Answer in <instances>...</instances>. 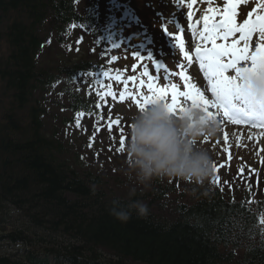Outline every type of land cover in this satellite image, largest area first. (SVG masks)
Returning <instances> with one entry per match:
<instances>
[{"label":"trees","instance_id":"16d2710c","mask_svg":"<svg viewBox=\"0 0 264 264\" xmlns=\"http://www.w3.org/2000/svg\"><path fill=\"white\" fill-rule=\"evenodd\" d=\"M80 1L0 0V264H36L44 255L45 264H264L263 202L251 206L212 187L211 195L175 200L162 178L115 196L82 168L84 155L71 154L67 138L48 132L47 105H61L62 82L73 116L90 111L69 88L90 68L70 62V31L99 28L96 11L79 9ZM51 49L56 60L46 57ZM114 200L125 210L141 200L149 215L133 211L121 223L111 215Z\"/></svg>","mask_w":264,"mask_h":264},{"label":"rangeland","instance_id":"374dc122","mask_svg":"<svg viewBox=\"0 0 264 264\" xmlns=\"http://www.w3.org/2000/svg\"><path fill=\"white\" fill-rule=\"evenodd\" d=\"M87 1L82 0L79 9H84V3ZM92 1L94 3L99 1L101 5L99 11L104 13V20L108 21L109 18L110 23L105 27L108 35L112 36L115 29L120 30L122 32L121 40L127 42L122 49L111 53L110 50L117 48L120 43L116 44V47L111 44V39L103 38L101 41L103 53L110 61L109 74L112 78H109L105 83L101 96L97 93L99 92L98 87L90 94L93 103V105H89L90 113L84 112L80 117L72 120V115L67 110V97L65 96L62 98L60 106H53L54 102L50 101L47 105L49 107L47 108V118L44 120L48 132L59 131L63 139H68L66 142L69 144L67 145L71 154L80 156L79 153H81L84 155V160L87 163L83 160L82 168L87 166L85 169L98 174L103 180V184L115 196L123 197L131 194L132 189H135V192L147 191L151 189V186L144 187L138 184L135 179H129L125 175L126 144L129 139L130 121L133 114L139 109L127 98L121 101L120 94L125 92L134 95L147 94V87L141 89L138 83L140 80H143L145 85L149 83L147 77L143 76L144 66H147L149 76L159 77L157 80L159 87L164 88L169 82L177 85L181 80V71L187 76L186 70L184 68L182 70L178 65L185 67L188 61L175 44L182 42L184 51L189 53L188 38L193 32L196 33L197 39H201L200 33L203 31L205 14L219 22L222 17L228 18L234 12L235 22L240 25L245 20H253L255 14H264V10L259 8L260 4H264V0H195L191 9L187 5L192 1L188 0H185L183 5H180L178 0H127L121 5L122 11L117 12L116 4H122L120 0ZM231 3L235 4L230 6ZM104 4L112 10L107 8L102 11ZM123 12L126 14L132 12L135 17L129 19V15H124ZM189 12L192 13L191 21L188 20ZM117 21H120L122 26L114 29L113 26ZM189 24H192L191 28ZM166 28L179 40L172 41L170 35L165 31ZM74 35L77 37L79 32ZM254 38H260L259 34L256 33ZM250 46L252 50V44ZM94 49L98 50L97 46ZM83 53H87L85 47H83ZM136 53L142 57L151 58L163 68L157 69L147 59L136 60ZM70 55L73 59L72 62L78 61L82 57L76 55L78 58L75 59L72 54ZM46 57L56 60L60 57V52L51 49L47 52ZM165 69H167L166 72ZM107 70L108 68L105 69V71ZM172 73L176 75L173 76ZM117 76L119 80L115 78ZM133 76L135 82L131 79ZM165 76H169V79H165ZM105 78L107 77L103 79ZM89 88L85 87L82 91L87 92ZM108 92L115 93V98L105 95ZM97 106L101 110V116L96 115ZM110 118L112 120L111 132L108 131ZM116 119L121 121L119 126L114 123ZM220 123L222 131L217 137L202 140L203 145L212 154L213 165L216 166V170H213L207 183L212 189L221 190L228 198L245 201L244 197H248L249 200H262L264 197V138L257 145L252 144L253 141L247 144L249 140L246 138L244 140L247 141L242 143L238 141L243 139L240 129H235L222 120ZM121 134L125 139V150L117 152L115 149L119 147ZM226 137L227 139H225ZM90 144L91 147H89ZM110 148L113 150L109 151ZM73 160L74 158H70V161L73 162ZM162 179L176 189V194L173 195L175 200L186 199L191 195V185L175 178Z\"/></svg>","mask_w":264,"mask_h":264},{"label":"snow or ice","instance_id":"6c2138e0","mask_svg":"<svg viewBox=\"0 0 264 264\" xmlns=\"http://www.w3.org/2000/svg\"><path fill=\"white\" fill-rule=\"evenodd\" d=\"M184 2L185 0H178L180 5H183ZM194 3L195 0H192V3H189L187 7L191 9ZM259 8L264 10V4H260ZM234 16L235 13L233 12L228 18L222 17L219 22L214 18H210L207 14L203 18V31L200 33V38L206 44H210L211 47L197 45L195 59L206 74L211 98H207L195 85H188L187 83L185 87L194 89V91H180L177 85L171 82L166 87L161 88L157 83L159 77L153 78L149 76L147 66H144L143 76L147 77L149 83L145 85L143 80L138 83L141 89L147 87V94L134 95L125 92L120 94V100L123 101L125 98L131 100L139 111H143L150 104L159 102L164 103L173 113L183 111L185 105L188 104L199 105L219 121L223 120L234 125L244 124L253 128L259 127L264 130V108L253 106L251 98L242 83L246 76L256 74L258 65L264 63V14L257 15L254 20H245L240 25L235 22ZM188 20H192L191 12H189ZM177 27L179 28V25ZM189 27L191 28L192 24H189ZM180 30L183 31V29ZM165 31L170 35L172 41L179 40L178 37L169 33L167 28ZM237 33H239V38L228 43L230 38L235 37ZM255 33L259 34L260 42L256 44L255 50L252 51L250 42ZM218 40L225 43L217 44ZM175 46L179 47L181 54L191 66L192 56L184 51V44L180 42L175 44ZM135 59H147L157 69L162 68L161 65L152 61L151 58L142 57L137 53ZM178 67L183 70L184 65H178ZM166 71L167 69H165ZM103 75L107 78H112L107 72L103 73ZM171 75L174 76L176 74L172 73ZM115 78L119 80L118 76ZM164 78L169 79V76ZM131 79L135 82L134 76ZM180 79L187 82L189 77L181 71ZM105 95L115 98V93L112 92L105 93ZM114 123L119 126L121 121L116 119ZM108 131H112L111 118ZM89 147H91V144ZM112 150L111 148L109 149V151ZM115 150L117 152L125 150L123 134H121L119 140V147ZM213 170H216L215 165H213ZM260 223L264 224V216H262Z\"/></svg>","mask_w":264,"mask_h":264},{"label":"clouds","instance_id":"9594fccd","mask_svg":"<svg viewBox=\"0 0 264 264\" xmlns=\"http://www.w3.org/2000/svg\"><path fill=\"white\" fill-rule=\"evenodd\" d=\"M242 83L253 106L264 108V63ZM221 131L220 121L199 105L188 104L183 111L173 113L162 102L150 104L131 118L125 175L144 187L157 179L175 178L193 186L194 195H211L207 182L214 161L202 140L215 138ZM112 204L111 215L121 223H127L133 211L138 218L149 215L148 205L141 200L130 203L127 210L118 208V201Z\"/></svg>","mask_w":264,"mask_h":264},{"label":"bare ground","instance_id":"6f19581e","mask_svg":"<svg viewBox=\"0 0 264 264\" xmlns=\"http://www.w3.org/2000/svg\"><path fill=\"white\" fill-rule=\"evenodd\" d=\"M200 41H201V39L194 40L193 43H200ZM50 42H51V41H50ZM50 42L47 41V43H43V45H45V46L48 47L49 44H50ZM201 43H203V41H202ZM191 46H192V44H191ZM187 65H189V64L187 63ZM188 71H191V74H192L193 76H196V75L199 76V74H201V72L198 73V70L194 69V71H195V73H196V75H195V73L192 72V68L189 69ZM205 78H206V76H205V74H204V79H205ZM195 82H196L197 84H202V85L204 86V80L195 79Z\"/></svg>","mask_w":264,"mask_h":264}]
</instances>
